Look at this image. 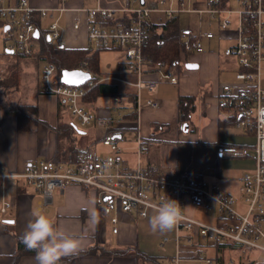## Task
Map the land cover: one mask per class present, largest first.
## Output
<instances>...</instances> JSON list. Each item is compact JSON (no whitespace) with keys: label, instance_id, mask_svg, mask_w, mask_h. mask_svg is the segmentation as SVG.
<instances>
[{"label":"crops","instance_id":"0c3cea01","mask_svg":"<svg viewBox=\"0 0 264 264\" xmlns=\"http://www.w3.org/2000/svg\"><path fill=\"white\" fill-rule=\"evenodd\" d=\"M16 1L6 0L5 3L14 4ZM27 1L34 9L51 8L58 3V0ZM229 2L230 0H226L227 5ZM150 4L156 6V0H150ZM95 5L96 0H67L68 10L60 19L64 31L62 47L91 48L87 38L85 13L81 9ZM190 5L203 9L206 0L194 4L190 2ZM190 13L198 14L201 24L196 31L190 28L193 33L213 34L212 38H202L203 52L186 54L183 56L185 60L179 55L176 67L166 66L167 71L177 77L175 83L159 81L154 72L148 73L146 79L157 80V84L152 92L143 89L140 98L142 101L152 100L158 103V107L141 108L135 119L127 117L131 111L124 108L123 105L127 104L122 105L120 100L117 102L114 97L112 107L102 104V108L94 110L93 105L97 100L103 99V96H99L92 104L87 103L94 111L95 117L112 121L107 128L95 122L82 126L70 115L66 106L59 105L58 97L41 92L39 70L44 60H39L38 63L37 82L33 80L34 76L27 80L23 75L25 70L29 71V64L19 66L18 63H0V172H18L26 163L42 160L75 163L84 158L89 150L97 152V146L108 150L101 142L102 136L107 132L115 136L123 153V149L126 148L124 135L133 131L135 145L137 136H140L146 145L140 159L142 165L154 167L169 175L194 176L209 186L217 185L224 193L236 197L237 203L240 199L239 178L244 172L254 170V158L251 155L245 157L221 155L220 149L225 146H237L250 150L256 139L254 134L243 133L233 124L225 123L227 116L221 108L220 87L225 82H233L238 70L235 60L223 55L222 48L225 45L222 44L228 42L233 45L236 41V31L220 30L219 22L210 19L205 12ZM34 14L35 20L39 22L38 30L41 32L50 23V19L39 18L36 11ZM180 14L176 16L181 30L187 27L180 25ZM222 15L219 13L217 18L222 19ZM119 17L121 15L117 16ZM75 21L80 23L77 29L73 28ZM164 21L166 19L162 12H154L151 23L159 24ZM234 21L237 24L236 16L235 20H230L229 26H232ZM202 26H205V29ZM0 36L3 38L1 33ZM6 45L5 42L4 46ZM34 45L37 47L39 41H35ZM121 58L114 70L108 73L100 71V77H117L133 81L134 76L124 69L123 55ZM187 62H194L198 67L188 69L185 66ZM260 77V84L264 88V71ZM108 81L118 83L122 92H135L132 86L120 81L113 79ZM20 82L24 83L21 84V89ZM189 95L196 96V106L189 122H186L188 123L186 129L184 124H179L178 121V98ZM14 102L35 107L36 113L29 119L27 128L18 129L16 116L6 112L7 106ZM120 105L123 108L119 109ZM86 126L89 128L82 131L81 128ZM85 134L86 137L88 135L91 146L83 148L80 141ZM6 190L12 207L5 213L0 212V264H15L16 238H23L29 221L34 219L33 214L37 212L47 215L55 226L64 229L68 235L84 238V248L75 255L62 258L60 264H205L188 256V253L177 257V246L185 244L186 233L180 230L178 232L180 239L176 243L175 227L167 232L152 231L149 219L155 214L154 211H150L148 217L144 219L133 214L117 213L119 224L117 233L114 234L111 231L109 216H104L96 207L93 192L83 190L79 185H69L63 192L54 193L47 201H44L39 192L24 185L20 179H8ZM243 204L245 207L243 210L236 208L241 213L246 209L244 202ZM186 209L196 218V208H192L187 202ZM222 218L223 214L214 207L212 212L208 213L199 210L197 219L216 224ZM262 219L264 222L263 214ZM194 239L197 244L204 246L206 256L212 260L210 264H231L230 261L238 264H264L263 251L247 249L243 253L241 247L231 243L225 244V248H219V245H211L195 233ZM93 248H97V251L87 253ZM124 248H134L154 259L143 260L131 255L107 253ZM101 250L104 253L100 252ZM16 264H38V261L36 256L24 255Z\"/></svg>","mask_w":264,"mask_h":264},{"label":"built area","instance_id":"2783aa9c","mask_svg":"<svg viewBox=\"0 0 264 264\" xmlns=\"http://www.w3.org/2000/svg\"><path fill=\"white\" fill-rule=\"evenodd\" d=\"M5 1L0 0V33L7 43L6 50L24 56L34 54L37 49L34 42L39 40L33 35L38 30L34 22L35 11L39 18L50 19L45 29L41 32L38 30L39 36L56 47L63 46L64 31L60 19L68 10L67 0H58L54 7L41 9H34L27 0H17L14 4H6ZM234 1L239 8L232 12L226 1L223 3L222 0H206L203 9L191 6L190 0H156V6H152L150 0H144L143 4L140 0H96L94 7L81 9L85 13L88 42L94 50H121L124 69L134 76V80L117 77H99L94 80L86 68L85 60L78 63L77 69L90 72L91 78L82 85L57 82L56 67L47 61L40 67L39 80L41 92L63 99L67 111L82 126L95 122L107 128L112 121L95 117L94 111L83 102L88 91L96 84L113 79L132 86L136 93L137 113L143 107H158V103L142 101L140 98L143 89L152 92L157 84V80L146 79L148 73L154 72L159 81L177 82V77L167 71L164 62H154L143 55V46L149 34L148 25L154 12H162L166 20L180 13L205 12L210 19L219 22L220 30H226L231 24L229 17L217 18L218 14L234 13L237 21L236 41L223 50V55L234 59L238 70L233 82H225L220 87L221 108L226 116L233 119L236 129L254 134L256 142L250 150L246 147L225 146L220 149V154L231 157L251 155L254 158V170L244 172L239 178V195L246 205L244 212L234 207L236 197L224 193L217 185L209 186L194 176L169 175L142 165L140 159L146 145L140 136H137L134 148L137 164L129 166L123 159L117 139L110 132L101 138L102 144L109 150L106 155L89 150L84 158L72 164L42 160L26 163L18 172H0V212L5 213L12 207L7 198L8 179L22 180L24 185L39 192L44 201L72 184L93 192L95 205L104 216H109L114 234L119 224L117 213L133 214L144 219L150 211L155 212L161 202L171 198L180 204L181 212V219L175 226V242H179L180 230L186 233L185 244L177 246V257L188 253L198 262H212L206 256L204 246L197 244L194 233L211 245L231 243L241 247L243 253L247 249L264 252V154L260 152V147L264 145V88L260 84V76L264 71V0ZM124 14L128 15L126 24H111L118 15ZM79 24L75 21L73 28L77 29ZM180 33V54L184 56L202 53V38L213 37L210 32L195 34L190 28H182ZM187 202L205 213L212 212L216 207L223 218L216 224L196 219L187 213Z\"/></svg>","mask_w":264,"mask_h":264},{"label":"trees","instance_id":"16d2710c","mask_svg":"<svg viewBox=\"0 0 264 264\" xmlns=\"http://www.w3.org/2000/svg\"><path fill=\"white\" fill-rule=\"evenodd\" d=\"M226 0H222L225 3ZM36 27L39 29L38 20L34 21ZM128 22V15H122L114 21H111V24H126ZM148 37L143 46V55L147 58H150L154 62L163 61L164 64L171 68L176 67L179 63V55L182 42H181V33L178 24V17L175 16L166 21L148 25ZM39 38V46L34 52L37 54L39 60L49 61L56 64V81L60 83V75L63 69L72 70L77 68V65L80 61H87V69L92 73L93 79L96 80L100 77V68H99V52L100 49L93 50L92 48H74L69 49L65 47H55L51 43ZM22 55V54H21ZM23 56V55H22ZM99 96H111L119 98L120 103L127 104L123 105L124 108L130 109V114L127 115L128 118L135 119L136 117V94L135 92H122L118 87V83L112 81H102L96 84L83 98V101L88 104L94 103V101ZM196 96H181L178 98V121L179 124H184L189 122L192 112L195 110L196 106ZM59 105L61 107L65 105L63 99L58 98ZM63 104V105H62ZM120 105L118 108H123ZM117 108V109H118ZM22 109L24 111H22ZM7 113H11L16 116L18 129L27 128L29 119L36 113L34 106L25 105L23 103H10L6 109ZM126 117V118H127ZM27 120V121H26ZM223 122V121H222ZM228 125L233 124V119L227 118L224 121ZM24 123V124H22ZM224 245V244H223ZM219 245V248H225V245ZM97 251V248H93L87 251V253ZM100 252L104 253L103 250ZM112 252L114 254H124L131 255L143 260L154 259L151 256H147L144 253L134 249V248H124L117 249L112 251H107V253ZM24 255L36 256L35 250H29L26 245L23 243V240L19 237L16 238V248H15V260L16 264L19 259Z\"/></svg>","mask_w":264,"mask_h":264},{"label":"clouds","instance_id":"9594fccd","mask_svg":"<svg viewBox=\"0 0 264 264\" xmlns=\"http://www.w3.org/2000/svg\"><path fill=\"white\" fill-rule=\"evenodd\" d=\"M260 152L264 154V145L260 147ZM33 215L34 219L29 221L22 239L29 250L36 251L38 264H60L62 258L75 255L84 248L83 237L68 235L43 213ZM180 219V204L169 198L156 206L149 225L154 232H167ZM93 220L95 221V215Z\"/></svg>","mask_w":264,"mask_h":264},{"label":"rangeland","instance_id":"374dc122","mask_svg":"<svg viewBox=\"0 0 264 264\" xmlns=\"http://www.w3.org/2000/svg\"><path fill=\"white\" fill-rule=\"evenodd\" d=\"M188 1V0H187ZM204 0H190V2H192L193 4L194 3H200V2H203ZM228 7L230 8V10L232 12H234L235 10H237L239 8V6L235 3L234 0H230L229 4H228ZM223 18H227L229 17V19L232 21V19L235 20V15L234 13H230V14H223L222 15ZM179 23L182 27H189L191 28L193 31H196L199 26L201 27V24H200V18H199V15L198 14H193V13H182L180 14L179 16ZM203 29H205V26H202ZM202 29V30H203ZM227 29L229 30H236V22L234 21V23L232 24V26H229ZM42 38V37H41ZM39 41V40H38ZM37 41V42H38ZM5 40H3V38L0 36V58L2 59V61H0V63H18L19 66H24L26 63L29 64V71L25 70V72H23V75L26 76L25 78L27 80H30L31 79V76L33 77L34 76V81L37 82L38 81V78H37V71H38V63L40 62L38 57H37V54H31V55H28V56H25L26 60L24 59V56H22L19 52H13V53H6V50H5ZM53 45V44H52ZM222 45H225L223 48H222V52L223 50L230 46L231 44H229L228 42L222 44ZM39 46V45H38ZM37 46V48H38ZM55 46V45H54ZM56 47V46H55ZM180 51V49H179ZM122 54L120 51H117V50H114V49H110V50H100L99 52V66H100V71L101 73H108L110 72L111 70H114V67L116 66V63L121 60ZM184 54H180V57L183 58ZM49 62V61H47ZM163 62V61H162ZM53 63V62H52ZM56 67V64L53 63ZM22 68V67H21ZM11 69V68H9ZM77 69V68H75ZM57 70V68H56ZM29 78H28V77ZM99 78V77H98ZM261 78V77H260ZM40 81V80H39ZM263 81H264V77H263ZM21 82H20V88H22L21 86ZM24 85V83L22 84ZM116 100V98H114ZM118 101V100H116ZM84 102V101H83ZM15 103V102H14ZM18 103V102H17ZM25 104V103H23ZM102 104H105L107 105L108 107H112L113 106V99L111 96H103V99L101 100H97L96 103L93 105V108L94 110H98L100 108H102L103 106H101ZM26 105V104H25ZM106 107V106H105ZM92 109V108H91ZM22 111H24L22 109ZM136 118V117H135ZM227 118L229 119H232L230 117L227 116ZM87 127V126H86ZM86 127H82V131H85L86 129L89 128V126L86 128ZM87 134V133H86ZM86 134L85 136L81 138V146L83 148L85 147H90L91 146V143L89 144V138H88V135L86 137ZM124 139L126 140L125 143H124V146L126 147L125 149H123V153H122V156H123V159L125 161L128 162V165L130 166H135V162H136V153H135V136H134V132L131 131L129 133H126L124 135ZM144 142V141H143ZM145 144V143H144ZM99 147V148H98ZM93 148V147H91ZM89 148V149H91ZM108 149V148H107ZM96 150L99 154L101 155H106L108 152V150H106L105 148H103L102 146H97L96 147ZM241 199V198H240ZM240 199H238V202L234 205L235 208L239 209L240 211L243 210L245 207H244V204L242 201H240ZM242 200V199H241ZM192 207V206H191ZM193 208V207H192ZM196 219L199 217V210L197 209L196 210ZM187 213L189 215H192L191 213H189L187 211ZM262 214L264 215V213L262 212ZM195 218V217H194ZM228 262V261H227ZM228 264V263H227Z\"/></svg>","mask_w":264,"mask_h":264},{"label":"water","instance_id":"95a60500","mask_svg":"<svg viewBox=\"0 0 264 264\" xmlns=\"http://www.w3.org/2000/svg\"><path fill=\"white\" fill-rule=\"evenodd\" d=\"M140 3L143 4L144 0H140ZM33 35L35 38H38L39 36L38 30H35ZM6 52L12 53L11 50H7ZM185 66L188 69H193L198 67V65L194 62H187ZM90 78H91V74L88 71H83L80 69H72V70L63 69L60 75V82L66 85L78 86L84 84ZM183 126L187 129L188 123H184Z\"/></svg>","mask_w":264,"mask_h":264}]
</instances>
